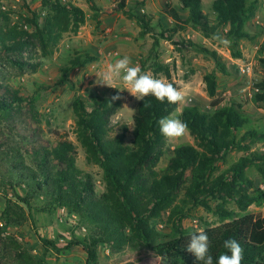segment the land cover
<instances>
[{
	"label": "trees",
	"instance_id": "trees-1",
	"mask_svg": "<svg viewBox=\"0 0 264 264\" xmlns=\"http://www.w3.org/2000/svg\"><path fill=\"white\" fill-rule=\"evenodd\" d=\"M186 18L170 2L164 13L172 19V26L154 32L152 17L146 13L128 12L127 1L121 0L117 10L135 17L141 26V34H152L154 41L150 56L156 72H164L172 79L170 63L160 61L158 48L161 39L173 40V36L193 25L207 37L222 27H229L228 34L236 38H249L244 30L246 22L254 15L255 3L249 0H214V18L203 10V0H180ZM91 3V2H90ZM95 9L94 3H91ZM0 19H6L0 15ZM84 10L72 3L60 0L50 1V12L43 25L35 23L31 32L19 25L0 26V62L23 66L30 63L23 59V52L37 41L45 56L58 45L63 32L78 31L85 23ZM190 42V45L187 44ZM184 46L200 47L193 41ZM216 62L221 72L228 74L225 61L216 50L201 48ZM18 57H14V56ZM233 57L240 58V52L233 51ZM88 61L94 57L86 58ZM85 59V60H86ZM76 59L72 66L81 63ZM210 97L217 95V76L214 72L205 75ZM176 89L175 82L171 83ZM264 100V92L258 95ZM26 98L19 90L6 88L0 97V111L10 112L21 106ZM215 105V104H214ZM121 106V99L114 96H95L89 108L85 100L77 97L74 102L76 124L74 132L82 146L89 164L99 166L103 171L106 192L98 194L90 173L77 164L78 146L65 136L52 145L34 146L29 154L34 158L36 168L19 169L10 165L8 172L14 174L38 194L50 199L51 205L68 207L78 212L83 222L90 227V236L72 241L69 248L81 245L88 254L90 263L98 261V247L108 244L112 249L125 246L144 247L152 256L160 258V264H197L193 255L186 251L189 236L203 231L209 237L210 253L215 258L226 252L223 241L235 239L243 248L242 264H264V211H248V207L263 204L264 191L249 193L253 182L246 169L257 165L264 174V153H251L241 157L217 176H213L223 153L234 148L247 150L243 142L247 139H264V132L256 129L246 131L241 138L237 131L248 119L236 108L224 107L213 113L203 112L197 106L185 107L179 119L197 140V144H182L174 150L168 165L160 170L158 165L165 154L167 138L159 131L158 121L171 117L178 109L175 104L160 103L154 97H145L135 104L132 138L130 128L123 125L117 129L113 115ZM234 199L244 211L235 212L225 207L227 199ZM222 200L213 207V200ZM203 207L219 215L221 224L207 226L202 230L188 229L183 219L192 211ZM164 229L159 228V223Z\"/></svg>",
	"mask_w": 264,
	"mask_h": 264
},
{
	"label": "rangeland",
	"instance_id": "rangeland-1",
	"mask_svg": "<svg viewBox=\"0 0 264 264\" xmlns=\"http://www.w3.org/2000/svg\"><path fill=\"white\" fill-rule=\"evenodd\" d=\"M50 1L55 0H0L1 25H19L33 32L35 23L44 24L50 12ZM64 4H74L86 14L85 23L78 31L63 32L58 45L45 56L40 44L26 48L23 59L30 64L23 66L10 61L0 62V97L6 88L19 90L26 101L10 112L0 111V264H160V258L152 256L144 247L125 246L112 249L108 244L98 247V261L90 263L88 254L81 245L69 248L72 241L90 236V227L80 218L78 212L68 207L53 206L45 195L38 194L26 183L8 172L10 165L19 169L36 168L34 158L29 154L34 146L52 145L65 136L78 146L77 164L90 173L98 194L106 192L102 169L86 160V154L74 132L76 114L75 99L79 96L90 108L95 96H114L121 99L119 111L113 115L117 129L128 125L129 141L132 138L133 114L138 101L119 80L113 87L101 83L103 71L108 64L128 56L132 64L142 73H147L166 83L175 82L183 96L178 109L171 118H178L185 107L197 106L201 111L213 113L233 107L242 113L248 123L237 131L241 136L248 130L264 132V100L258 95L264 92V0H249L255 3L254 15L246 22L244 30L249 38H236L228 34L229 27L220 28L207 37L193 25L173 36V40L161 39L158 52L160 61L170 63L172 79L164 72H156L150 56L154 38L152 34H141V26L135 17L117 10L121 0H60ZM128 12L146 13L152 17L154 32L172 26V20L163 12L167 2L180 6V0H126ZM214 0H203V10L215 17ZM95 9H92L91 3ZM181 7V6H180ZM186 17L188 12H182ZM227 39L225 46L215 37ZM193 41L200 47L184 46ZM202 47L216 50L222 55L228 67V74L220 71L215 60ZM233 51L241 53L233 57ZM92 56L94 60L86 58ZM14 57H18L17 55ZM81 63L72 66L76 59ZM86 59V60H85ZM95 65V66H93ZM214 72L217 76V95L210 97L207 92L205 75ZM117 88V89H116ZM215 104V105H214ZM182 144H197V140L187 129L175 139H167L165 154L158 169H164L176 147ZM247 150L234 148L224 152L216 165L213 176H217L251 153H264V139H247L243 142ZM29 151V152H28ZM247 176L253 184L249 193L264 191V174L257 165L250 164ZM222 200H213L217 207ZM225 207L244 213L234 199L228 198ZM64 209V210H63ZM248 211L263 212V204L253 203ZM221 224L214 211L199 207L183 219L188 229L202 230L207 226ZM164 229V224L159 223Z\"/></svg>",
	"mask_w": 264,
	"mask_h": 264
},
{
	"label": "clouds",
	"instance_id": "clouds-1",
	"mask_svg": "<svg viewBox=\"0 0 264 264\" xmlns=\"http://www.w3.org/2000/svg\"><path fill=\"white\" fill-rule=\"evenodd\" d=\"M227 46L230 42L222 37H215ZM101 83L113 87L119 80L133 97L143 101L145 97H154L160 103L175 104L183 100V96L171 83L157 79L147 73H142L138 66L132 64L131 58L124 56L115 63L108 64L100 78ZM117 89V88H116ZM159 131L167 139L183 136L187 131V124L178 118L162 117L158 121ZM223 252L215 258L210 253L209 237L206 232L199 231L190 234L186 251L191 253L197 264H242L243 248L235 239L223 241Z\"/></svg>",
	"mask_w": 264,
	"mask_h": 264
},
{
	"label": "crops",
	"instance_id": "crops-1",
	"mask_svg": "<svg viewBox=\"0 0 264 264\" xmlns=\"http://www.w3.org/2000/svg\"><path fill=\"white\" fill-rule=\"evenodd\" d=\"M170 2V1H169ZM171 3V2H170ZM181 6V7H180ZM180 6H177V5H174V7L181 13V16L183 17V18H186V17H184L183 15H182V12H188V11H186V10H183V8H182V4L180 5ZM205 12V11H204ZM206 13V12H205ZM170 18V17H169ZM171 19V18H170ZM172 20V19H171Z\"/></svg>",
	"mask_w": 264,
	"mask_h": 264
},
{
	"label": "built area",
	"instance_id": "built-area-1",
	"mask_svg": "<svg viewBox=\"0 0 264 264\" xmlns=\"http://www.w3.org/2000/svg\"><path fill=\"white\" fill-rule=\"evenodd\" d=\"M93 66H95V65H93ZM64 210V209H63Z\"/></svg>",
	"mask_w": 264,
	"mask_h": 264
}]
</instances>
